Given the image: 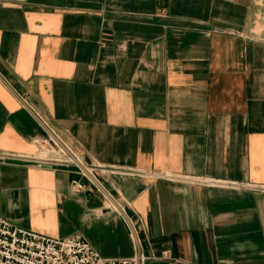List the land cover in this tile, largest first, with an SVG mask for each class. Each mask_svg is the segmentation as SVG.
I'll list each match as a JSON object with an SVG mask.
<instances>
[{
    "label": "crops",
    "instance_id": "crops-1",
    "mask_svg": "<svg viewBox=\"0 0 264 264\" xmlns=\"http://www.w3.org/2000/svg\"><path fill=\"white\" fill-rule=\"evenodd\" d=\"M0 217L264 264V0H0Z\"/></svg>",
    "mask_w": 264,
    "mask_h": 264
},
{
    "label": "built area",
    "instance_id": "built-area-1",
    "mask_svg": "<svg viewBox=\"0 0 264 264\" xmlns=\"http://www.w3.org/2000/svg\"><path fill=\"white\" fill-rule=\"evenodd\" d=\"M61 162L74 163V159ZM74 184L77 189L83 187ZM138 258L105 257L80 237L52 238L0 217V264H136Z\"/></svg>",
    "mask_w": 264,
    "mask_h": 264
},
{
    "label": "water",
    "instance_id": "water-1",
    "mask_svg": "<svg viewBox=\"0 0 264 264\" xmlns=\"http://www.w3.org/2000/svg\"><path fill=\"white\" fill-rule=\"evenodd\" d=\"M54 139H56V141H57V143L59 144V146H61L66 152H68V150L66 149V147L56 138V137H54ZM69 153V152H68ZM82 167V166H81ZM84 171L86 172V174H88L89 175V177L92 179V180H94V178H93V176L92 175H90V173L87 171V170H85L84 169ZM95 181V180H94ZM137 263L139 264V260L137 261Z\"/></svg>",
    "mask_w": 264,
    "mask_h": 264
},
{
    "label": "bare ground",
    "instance_id": "bare-ground-1",
    "mask_svg": "<svg viewBox=\"0 0 264 264\" xmlns=\"http://www.w3.org/2000/svg\"><path fill=\"white\" fill-rule=\"evenodd\" d=\"M65 151V150H64Z\"/></svg>",
    "mask_w": 264,
    "mask_h": 264
}]
</instances>
